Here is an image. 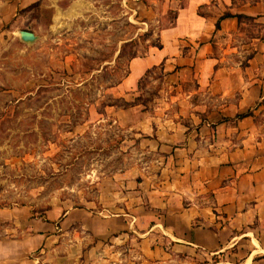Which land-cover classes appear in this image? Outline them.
<instances>
[{
  "label": "rangeland",
  "instance_id": "1",
  "mask_svg": "<svg viewBox=\"0 0 264 264\" xmlns=\"http://www.w3.org/2000/svg\"><path fill=\"white\" fill-rule=\"evenodd\" d=\"M180 2L35 0L0 34V264L137 260L142 236L126 211L152 209L143 181L167 161L148 137L152 121L201 112L194 94L170 103L177 89L161 65L124 79ZM223 8L220 0L210 10ZM257 27L264 34V25L247 29ZM21 29L36 37L23 39ZM46 221L53 230L41 244L31 233Z\"/></svg>",
  "mask_w": 264,
  "mask_h": 264
},
{
  "label": "crops",
  "instance_id": "2",
  "mask_svg": "<svg viewBox=\"0 0 264 264\" xmlns=\"http://www.w3.org/2000/svg\"><path fill=\"white\" fill-rule=\"evenodd\" d=\"M34 1L0 0V34ZM180 1L161 28L162 45L134 56L124 79L161 65L177 89L170 103L194 94L191 104L201 112L189 120L152 121L156 134L147 136L167 161L143 181L152 209L126 211L135 219L132 231L142 236L132 264H264V34L247 29L264 25V0H221L217 12L210 8L220 0ZM203 3H209L207 15L198 12ZM227 9L251 17L228 16L217 27ZM46 222L31 233L41 244L53 230ZM121 227L131 230L130 217ZM30 229L36 226L27 234ZM9 258L2 263L17 264Z\"/></svg>",
  "mask_w": 264,
  "mask_h": 264
},
{
  "label": "trees",
  "instance_id": "3",
  "mask_svg": "<svg viewBox=\"0 0 264 264\" xmlns=\"http://www.w3.org/2000/svg\"><path fill=\"white\" fill-rule=\"evenodd\" d=\"M213 2H215V0H212V1H211V3H213ZM208 6H209V3H203V4H200V5H199V8H198V12H199L200 14H202V15H207L208 12L206 11V8H207ZM228 16H237V17L240 18V19H241L242 17H251V16L248 15V14L241 13V12H233V11L227 9V10H225V11L219 16V18H218V20H217V22H216L217 27H220V25H221V20H222L223 18H225V17H228ZM152 44L161 46V45H162V43H161V39L159 40V42L152 43ZM148 70H149V69H148ZM148 70H147V71H148ZM250 113H251V111L248 110V111H246V112H241V113H239L238 116L241 117V116L248 115V114H250Z\"/></svg>",
  "mask_w": 264,
  "mask_h": 264
},
{
  "label": "water",
  "instance_id": "4",
  "mask_svg": "<svg viewBox=\"0 0 264 264\" xmlns=\"http://www.w3.org/2000/svg\"><path fill=\"white\" fill-rule=\"evenodd\" d=\"M20 33L22 38L25 40H32L36 37L35 32L28 29H21Z\"/></svg>",
  "mask_w": 264,
  "mask_h": 264
}]
</instances>
